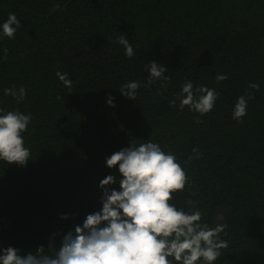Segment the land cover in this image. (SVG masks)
Listing matches in <instances>:
<instances>
[{"label": "trees", "instance_id": "trees-1", "mask_svg": "<svg viewBox=\"0 0 264 264\" xmlns=\"http://www.w3.org/2000/svg\"><path fill=\"white\" fill-rule=\"evenodd\" d=\"M9 13L21 26L12 39L0 34V108L31 113L22 135L32 159L0 161V249L25 255L54 232L58 244L101 209L99 181L119 177L106 158L149 139L189 177L172 203L200 210L210 228L227 224L220 237L229 247L213 264H264V0H0V25ZM152 60L168 69L163 87L145 86ZM188 80L218 93L207 114L179 100L170 107ZM130 81L140 83L134 101L119 91ZM12 87L26 89L22 101L4 94ZM246 90L254 99L238 121L234 105Z\"/></svg>", "mask_w": 264, "mask_h": 264}, {"label": "clouds", "instance_id": "clouds-1", "mask_svg": "<svg viewBox=\"0 0 264 264\" xmlns=\"http://www.w3.org/2000/svg\"><path fill=\"white\" fill-rule=\"evenodd\" d=\"M20 26L16 14L9 13L0 25V34L12 39ZM117 42L124 47L127 57L134 55L124 35H120ZM3 51L6 59L7 49ZM167 70L152 60L147 68L149 78L145 86H150L154 80L164 81L162 87L165 86L169 80L164 75ZM56 75L71 89L67 73L57 72ZM215 79L220 82L226 80L227 75L217 74ZM139 87L138 81H130L119 91L134 101ZM249 88L258 90L259 85L250 83ZM4 94L22 101L26 89L6 88ZM217 97L215 89L206 86L194 89L188 80L169 105L176 106L179 100L180 109L188 106L190 111L202 116L212 110ZM249 99H254V94L247 90L237 98L232 113L234 119L239 121L247 114ZM107 103L114 107V98L109 96ZM31 119V113L0 108V161L26 166L32 159L22 135L28 130ZM195 122L200 123L199 118ZM138 140H130L127 147L106 158V166L110 169L116 166L119 177L109 174L99 181L102 189L99 211L87 214L82 224L73 225L58 244L55 237L59 233L54 232L47 247L41 244L25 255H20V249L12 246L0 249V264H197L198 261L213 264L222 255L221 250L229 247L220 237L227 224L218 223L210 228L202 223L200 210L177 208L172 203L173 194L183 192L189 182L186 170L177 162L174 153L165 152L149 139L143 143ZM192 152L199 157V149L193 148ZM191 159L188 157V161ZM115 183L119 184V190L106 187ZM66 218L67 214H62L61 219Z\"/></svg>", "mask_w": 264, "mask_h": 264}]
</instances>
